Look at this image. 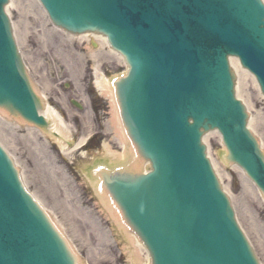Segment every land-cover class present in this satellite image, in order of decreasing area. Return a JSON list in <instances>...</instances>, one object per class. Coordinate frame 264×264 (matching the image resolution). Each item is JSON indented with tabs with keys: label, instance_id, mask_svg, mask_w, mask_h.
<instances>
[{
	"label": "water",
	"instance_id": "95a60500",
	"mask_svg": "<svg viewBox=\"0 0 264 264\" xmlns=\"http://www.w3.org/2000/svg\"><path fill=\"white\" fill-rule=\"evenodd\" d=\"M7 2L0 0V111L47 132L42 100L3 11ZM40 2L57 27L105 35L128 65L111 83L128 161L97 167L92 182L150 264H259L201 137L217 130L225 164L241 168L264 196V152L246 127L228 64L229 56L238 57L264 94L261 0ZM0 264H81L1 146Z\"/></svg>",
	"mask_w": 264,
	"mask_h": 264
},
{
	"label": "rangeland",
	"instance_id": "374dc122",
	"mask_svg": "<svg viewBox=\"0 0 264 264\" xmlns=\"http://www.w3.org/2000/svg\"><path fill=\"white\" fill-rule=\"evenodd\" d=\"M9 1L8 15L24 62L38 91L46 99L47 109L63 121L69 137L61 145V136H44L0 118V143L19 167L27 190L50 212L86 264H148L145 250L136 248L137 241L132 246L127 245L114 224L105 218L87 176L88 168L111 160L108 150L120 154L123 147L109 124V98L102 95L101 110L95 116L83 90L92 84L98 88L102 78L106 81L122 74L126 69L123 60L108 46L97 43L86 49L85 44L69 42L66 32L51 25L37 0ZM41 26L50 33L48 42L40 32ZM89 51L96 56V61L89 60ZM246 84L245 89L239 90L240 99L248 108L251 129L264 149V97L251 76ZM96 90L93 89V94L98 98ZM94 132L99 133L86 151H70L67 142L76 143ZM204 143L239 226L259 262L264 264V200L238 168L228 169L223 165L218 134L207 135ZM135 250L140 260L133 263L130 253L136 255Z\"/></svg>",
	"mask_w": 264,
	"mask_h": 264
},
{
	"label": "bare ground",
	"instance_id": "6f19581e",
	"mask_svg": "<svg viewBox=\"0 0 264 264\" xmlns=\"http://www.w3.org/2000/svg\"><path fill=\"white\" fill-rule=\"evenodd\" d=\"M9 7H10V4L6 8L7 13H8ZM41 25H43V24H41ZM40 32H41L42 36L44 37V41L48 42V40L50 39L49 31H47L44 26H41ZM66 35H67V40L69 42H71L72 44H74V43H77V44H80V45H84L85 44L86 45L85 46L86 49L88 48V45H91V44L92 45H96L97 43L99 44V46H102V47L107 46L106 39L103 36H100V35H79V36H72V35L69 36L68 34H66ZM25 37H26V33H25ZM53 44H55V43L53 42ZM54 46H55L56 50L59 49V46H57V45H54ZM115 55H117V54H115ZM87 56L89 57L90 61H96V59H97L96 56L93 55L91 51H89ZM62 59L64 60L65 57H62ZM66 59H68V58H66ZM230 64H231L232 68L234 69L235 73L237 74V84H236V93L237 94L236 95H237V98L240 99L239 90L246 88V85H247L246 84V79L250 78V74L247 73L244 70H241V69H240L241 72H238V68L239 67H238V62H237L236 59H231L230 60ZM252 79H253V77H252ZM253 81H254V79H253ZM99 82H100V84H99L100 86L99 87L101 89V94L103 96H105V97H108L109 100L111 101V111H110L111 118L109 120L110 127H111L112 130L115 131L116 139L119 142V144L125 149L124 150V154H123V152L120 153V154H116V153L114 154V153L110 152L109 150L107 151V154L111 155L110 157H111V159L113 161H116V162H118V163L123 165L124 163H126L128 161V158H127L128 157L127 156L128 149L125 147L126 141H125L123 130H122V127L120 125L119 118H118V110H117L116 103L114 101L113 90H112V87L110 85V81L109 80L105 81L102 78ZM256 87H257V85H256ZM44 116H46V118L51 121L52 129L55 130V131L60 132V134H61V138H60L61 145L64 144V139L67 140L69 136H68L67 132L64 130L65 126H64L63 121L59 117H57V115L54 114L53 111L48 110L47 108L45 109ZM0 118L5 119L6 121H9L1 113H0ZM16 125L20 126L18 124H16ZM250 125H251V123L249 121V128L251 129ZM85 140H86V138H82L81 140H79V142L75 146V149L78 148L79 146L83 145ZM89 183H90V185H91V187H92V189H93V191H94V193L96 195V198L98 200V205L102 208L101 211L104 214L105 218L109 219L112 224L117 225L116 228L119 230V232L122 235L123 239L128 243L127 245H129V246L134 245L135 242H136L135 241L136 239L132 235H130L128 232H126V229L123 228V226L117 224L112 210L105 208V202L98 195V193H97V191H96V189H95V187L93 185L92 180H90ZM45 210H47V209L45 208ZM138 247L141 248L140 244H138V242H136V248H138ZM135 253H136V255H134L133 253H130V258L133 261V263L138 262L137 259L140 260V256H139V253H138L137 250H135Z\"/></svg>",
	"mask_w": 264,
	"mask_h": 264
}]
</instances>
